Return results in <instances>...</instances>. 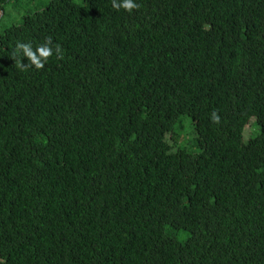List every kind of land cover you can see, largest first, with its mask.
<instances>
[{
    "label": "trees",
    "instance_id": "obj_1",
    "mask_svg": "<svg viewBox=\"0 0 264 264\" xmlns=\"http://www.w3.org/2000/svg\"><path fill=\"white\" fill-rule=\"evenodd\" d=\"M135 2L0 34V264H264V0Z\"/></svg>",
    "mask_w": 264,
    "mask_h": 264
},
{
    "label": "clouds",
    "instance_id": "obj_2",
    "mask_svg": "<svg viewBox=\"0 0 264 264\" xmlns=\"http://www.w3.org/2000/svg\"><path fill=\"white\" fill-rule=\"evenodd\" d=\"M112 7L116 10L124 9L128 12L138 10L140 5L135 0H111ZM55 55L58 60L64 59L63 49L59 44L53 45V38L48 36L44 42L38 45L35 49L31 43L17 41L15 48L11 52V58L15 61V65L23 70H28L31 67L40 70L45 67L47 61ZM26 57L28 64L22 62V58ZM213 123H219V115L213 111L211 113Z\"/></svg>",
    "mask_w": 264,
    "mask_h": 264
},
{
    "label": "rangeland",
    "instance_id": "obj_3",
    "mask_svg": "<svg viewBox=\"0 0 264 264\" xmlns=\"http://www.w3.org/2000/svg\"><path fill=\"white\" fill-rule=\"evenodd\" d=\"M46 1L47 0H20L22 3L16 7L11 5L7 6L4 11V16L0 20V34L6 28L19 24L25 14H27L30 10H34L40 2L42 3ZM184 120L187 122L184 128L186 129V134H188L191 126L189 125L188 119L185 118Z\"/></svg>",
    "mask_w": 264,
    "mask_h": 264
}]
</instances>
